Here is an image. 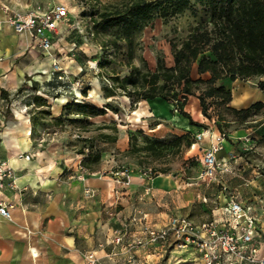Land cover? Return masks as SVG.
I'll return each mask as SVG.
<instances>
[{"label": "crops", "instance_id": "crops-1", "mask_svg": "<svg viewBox=\"0 0 264 264\" xmlns=\"http://www.w3.org/2000/svg\"><path fill=\"white\" fill-rule=\"evenodd\" d=\"M34 1L0 0V115L3 107L15 101L20 91L43 87L51 77L52 47L43 50L30 32H15L5 22L4 6L26 13ZM193 68L196 72L195 65ZM258 80H264V75L234 80L225 77L218 83L231 91L229 104L232 107L244 108L256 101L264 102V89L259 88ZM193 97L195 109L201 113L199 100ZM165 104L176 112L172 104ZM160 109L159 115H165ZM21 112L12 108L0 130V158L7 160L16 175L15 187L0 192V198L13 205L11 219L0 216V264H83L82 251H94L101 264H125L128 258L125 244L143 236L144 224L160 227L174 214H184L197 225L226 217L222 207L228 201L211 207L208 219L195 220L188 215L195 202L205 203L212 196L216 202V192L211 191L214 186L209 185L208 178L179 184L177 178L169 174L150 176L127 166L130 183L123 186L114 180L113 173L119 166L112 151L106 152V160L98 166L79 170V157H65L59 148L53 153L49 149H34L29 120ZM168 113L169 120L179 127L171 121L159 123L148 127L151 135L163 138L170 134L199 132L195 129L197 125L190 124L181 113ZM210 133L214 130L207 132L202 141L194 142L189 151L198 145L201 152L210 142ZM114 146L122 150L125 143L123 141L121 147ZM227 152L233 155L232 150ZM26 153L31 157L26 158ZM236 162L237 159H228L218 163V175L214 177L217 184L223 183L219 172L230 170ZM252 208L259 217L256 240L264 242V200ZM117 233L122 235L120 244L113 241ZM167 250L177 249L168 242H160L138 247L133 253L142 264H160V255ZM179 250L187 251V255H193L196 260L173 264H202L193 248Z\"/></svg>", "mask_w": 264, "mask_h": 264}, {"label": "rangeland", "instance_id": "rangeland-1", "mask_svg": "<svg viewBox=\"0 0 264 264\" xmlns=\"http://www.w3.org/2000/svg\"><path fill=\"white\" fill-rule=\"evenodd\" d=\"M129 1L35 0L29 9L46 8L61 3L67 7L68 17L59 28V34L51 48L54 62L48 83L43 87L23 89L15 101L4 106L0 115V130L14 108L21 110V114L29 120L30 142L34 149H49L53 153L55 148H59L65 157L76 158L83 157L84 154L79 153L83 150L91 155L87 161L90 168L105 161L108 155L106 152L112 151L119 167L130 166L150 176L169 174L177 178L179 184L198 181L201 178L198 145L189 151L195 142V134H190L193 143L188 147L167 145L162 154L142 149L133 151L131 148L145 144L144 134L151 140H170L177 135L170 134L160 138L151 135L152 132L148 129L159 123L168 124L167 121L179 127L176 122L169 120L168 112H180L169 109L165 104H172L174 108V103L156 97L141 99L131 107L130 98L120 90L114 96L106 97L101 84H111V74L127 75L129 65L153 71L157 58H160L166 66H171V43H178L189 26L201 20L207 21L208 14L202 6H196L194 13L190 9L166 20L161 17L153 18L134 33L133 58L130 59L129 48L120 35L119 26L105 30L93 28V20L98 19L100 12L122 9ZM113 39L117 40L118 47L112 43ZM55 63L61 68L62 78L56 77L60 72L53 70ZM191 75L197 77L195 68L191 70ZM193 96L195 95L187 97L183 109L199 123L195 129L199 132L214 130V133H224L225 139L218 163L228 159H237V162L230 170L219 172L223 183L217 184L214 177L218 175V165L213 179L208 178L209 185L214 186L211 191L216 192V202H213V196L205 203L195 202V205H191L190 212H187L188 215L195 220L208 219L211 207L231 199H240L245 202L246 207L253 209L252 206L261 199L264 200V106L251 109L244 118L237 114H223L224 119L216 120V107L209 99L208 113L213 114L212 120L196 111ZM36 97H41L39 103ZM67 102L72 104L64 108L63 105ZM75 103L90 104L103 109V112L85 115L81 113L83 109ZM143 105L148 106L143 108ZM160 108L165 115H158ZM139 109L144 112L135 119ZM109 137H114V141H109ZM123 141L125 147L122 150L115 149L114 145L121 147ZM228 149L233 151L232 157L227 152ZM97 152L99 160L95 163L94 155ZM160 257V264L196 260L193 255H187V251L179 249L162 252Z\"/></svg>", "mask_w": 264, "mask_h": 264}, {"label": "trees", "instance_id": "trees-1", "mask_svg": "<svg viewBox=\"0 0 264 264\" xmlns=\"http://www.w3.org/2000/svg\"><path fill=\"white\" fill-rule=\"evenodd\" d=\"M196 6L204 8L208 20L189 26L178 43H171V66H166L160 58H157L153 71L129 65L127 75L111 74V84H101L104 95L114 96L120 90L130 98L131 107L141 99L159 97L174 103L175 109L187 117L190 124L195 125L199 123L193 121L183 110L189 95L198 98L201 113L212 120L213 114L208 113L209 99L216 107V120L224 119L223 114H237L244 118L251 109L264 106V102L256 101L244 108L232 107L229 104L231 91L218 83L219 79L225 77L234 80L264 75V0H130L122 9L100 12L98 19L93 20V28L105 30L119 26L120 35L129 48L128 56L132 59V42L136 31L155 17L166 20L190 9L194 13ZM112 43L118 47L116 39ZM193 65L196 67V78L191 75ZM205 74L207 76H203ZM257 84L264 89V80H258ZM2 94L5 95V91ZM36 98L39 103L41 97ZM71 104L72 102H67L63 107L68 108ZM75 104L83 109L81 113L85 115L103 112V109L90 104ZM190 134L191 132H185L170 140H151L144 134L145 144L131 148L133 151L142 149L162 154L167 145L188 147L193 143ZM108 140L114 141V137H109ZM79 153L84 154L82 166L90 170L87 165L90 153L83 150ZM94 156L96 163L99 153Z\"/></svg>", "mask_w": 264, "mask_h": 264}, {"label": "built area", "instance_id": "built-area-1", "mask_svg": "<svg viewBox=\"0 0 264 264\" xmlns=\"http://www.w3.org/2000/svg\"><path fill=\"white\" fill-rule=\"evenodd\" d=\"M5 22L15 32L28 31L33 39L43 49L53 46L59 34V28L68 17V10L64 4H55L46 8L32 9L26 13L12 10L7 6ZM55 72L61 68L55 63ZM57 78H62L63 73H57ZM207 132L195 134V142L202 141ZM210 142L201 148L199 163L201 178H212L218 167L217 153L222 149L224 133H210ZM30 158L31 154H24ZM232 157L233 155L230 154ZM83 158V157H82ZM78 159L77 167L85 170L81 160ZM114 180L120 185L130 183L128 167H118L114 171ZM16 175L6 159L0 158V192L15 187ZM89 193L90 190L87 189ZM12 203L0 198V216L11 219L10 208ZM223 219H213L200 225L181 214L168 217L166 222L155 227L143 225V236L125 244L124 251L128 254L125 264H142L134 255L138 247L150 246L160 242H168L172 248L181 249L191 247L199 255L202 264H264V242L256 240L257 224L259 217L256 213L242 204L238 199L229 200L223 207ZM142 214L141 219L144 218ZM122 235L117 233L113 241L120 244ZM83 264H101L100 257L94 251H82Z\"/></svg>", "mask_w": 264, "mask_h": 264}, {"label": "bare ground", "instance_id": "bare-ground-1", "mask_svg": "<svg viewBox=\"0 0 264 264\" xmlns=\"http://www.w3.org/2000/svg\"><path fill=\"white\" fill-rule=\"evenodd\" d=\"M159 111V110H158ZM144 111H141L140 109L136 112V117H135V119H137L138 117L137 116H139V114H142ZM160 112V111H159ZM163 113V112H162ZM159 114H161V113H159ZM158 114V115H159ZM167 115V114H166ZM162 116V115H161ZM139 120V119H138Z\"/></svg>", "mask_w": 264, "mask_h": 264}]
</instances>
